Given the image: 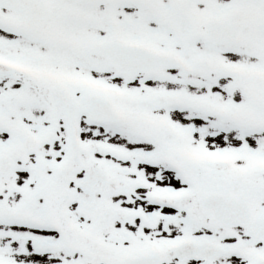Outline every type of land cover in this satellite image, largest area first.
I'll list each match as a JSON object with an SVG mask.
<instances>
[{"label":"snow or ice","instance_id":"snow-or-ice-1","mask_svg":"<svg viewBox=\"0 0 264 264\" xmlns=\"http://www.w3.org/2000/svg\"><path fill=\"white\" fill-rule=\"evenodd\" d=\"M0 264H264V0H0Z\"/></svg>","mask_w":264,"mask_h":264}]
</instances>
